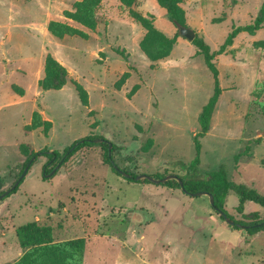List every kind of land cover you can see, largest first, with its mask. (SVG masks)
Instances as JSON below:
<instances>
[{
    "label": "rangeland",
    "instance_id": "rangeland-1",
    "mask_svg": "<svg viewBox=\"0 0 264 264\" xmlns=\"http://www.w3.org/2000/svg\"><path fill=\"white\" fill-rule=\"evenodd\" d=\"M79 1L0 0L1 190L17 180L24 153L43 149L62 153L73 141L87 136L106 140L78 150L50 177L46 175L55 163L46 166L49 172L44 176L47 158L38 156L0 218V240L5 245L16 242L15 228L38 215L41 224L52 227L54 242L85 240L81 264H114L120 249L112 237L124 234L128 220L141 221L146 215L142 205L129 204L145 193L151 200L150 216L153 201L159 197L171 220L182 217L192 220L194 226L203 223L207 233L204 237L198 234V242L192 244L188 231L179 229L181 242L178 239L177 250H168V264H264V229L249 235L243 227L235 229L222 219L203 194L189 195L177 187L131 181L104 163L109 142L115 147L110 153L115 165L126 173L184 175L178 164L195 157L198 115L212 95L214 83L198 52L179 58L184 53L176 48L173 64L156 67L158 62L150 60L152 71L137 61L138 72L133 63L124 62L128 57L122 59L118 51L126 53L119 46H107L102 39L98 48L92 31L100 23L107 30L112 21L109 9L120 8L117 14L135 21L129 14L134 6L101 0L94 10L97 24L90 29L65 15ZM261 1L196 0L199 26L189 28L211 50H217L233 27L252 22ZM50 22L63 23L77 33L56 37L48 29ZM161 43L159 36L152 35L145 45L156 55L166 50ZM104 50L110 55L108 63ZM48 56L66 69L63 90H46L40 85L46 78ZM214 63L221 90L209 131L199 138L198 172L204 175L223 166L228 179L252 185L264 195V27L238 32L232 44L214 57ZM76 85L84 89L86 105ZM40 109L52 118L53 128ZM143 184L151 188L149 192L141 190ZM233 199L235 195L229 193L225 202L233 220L253 221L236 211ZM253 211L258 219H264V207L251 204L244 208L246 214ZM180 222L168 226L162 239L177 238L173 228ZM162 227V223L152 221L146 233H160ZM180 243L187 249H179ZM158 249L149 255L138 252V256L124 252V259L128 256L127 264H149L147 258L151 264H164ZM9 263L12 261L5 264Z\"/></svg>",
    "mask_w": 264,
    "mask_h": 264
},
{
    "label": "trees",
    "instance_id": "trees-1",
    "mask_svg": "<svg viewBox=\"0 0 264 264\" xmlns=\"http://www.w3.org/2000/svg\"><path fill=\"white\" fill-rule=\"evenodd\" d=\"M100 1L101 0H81L76 5H74L73 11H65V15L68 18H71L72 20L77 21L90 29H94L97 24L94 10L99 5ZM120 1L128 8L133 7L136 2V0ZM181 1L182 0H157L158 4L161 7L165 8L167 18L177 29V32L173 37H166L164 34L157 31L153 25L151 16H144L133 9H130L129 11L131 17L136 22L141 24L145 29V34L141 39L139 45L146 57L152 62L167 57L170 54L174 43L176 42L177 36L180 35L178 31L179 28L188 27L185 22L184 10L179 5ZM262 27H264V0L261 1V4L252 22L245 25H238L233 27L228 32L224 41L219 45L217 50H211L208 43L205 42L202 37L195 34V37L193 38L191 43L194 45V47H196L197 52L202 55L205 65L211 72L214 83L213 93L208 98L207 102L202 106L198 115V131L194 135V159L188 163L178 164L181 169L185 170L184 175H178L174 172H171L181 179V185L175 179H169L162 183H156L168 187H177L183 193L189 195H193L197 192H205L211 195L213 198V204L211 205V207L216 213L219 214L222 219L228 217L229 219L233 220V218L227 213L225 209L226 197L229 193H233L237 198V205L234 207L236 211L245 217L251 218L253 221H251L250 223H242L241 221L233 220L234 224L232 226L235 229L243 227L249 235L264 229V219H258V213L256 211L250 212L248 214L244 213L245 204L247 202H253L261 207H264V195L259 193L257 189L252 185L246 184L244 182H235L228 179L227 172L223 166H219L215 170L209 171L204 175H200L198 172V166L200 163L199 138L205 136L209 131L211 116L221 90L218 80V69L214 63V57L217 54L223 53L226 48L232 44L233 39L238 32H254ZM48 29L54 36L59 38L63 37L64 35H73L77 33L74 29L59 22H50L48 25ZM152 35H157L161 38L162 43L159 44V46H165L166 50L164 52L154 55L146 48L145 43ZM118 52L125 60L127 59L126 54H124L122 51ZM45 67L46 78L40 81V85L42 86V88L46 90L60 89L66 81V69L51 56H48L46 58ZM75 87L81 98L82 104L86 105L87 99L84 89H82L78 85H76ZM94 139L95 138H92L91 136L77 139L73 141L71 145L66 147L62 153L57 150L49 151L48 149L35 151L32 154L24 153L26 155H24L25 159L18 178L21 176L25 169V174L27 173L38 156H45L47 158V161L43 165V174L45 176V174L51 171L58 163L62 165L78 150L94 144ZM102 144L103 143L101 142L99 145ZM114 148L115 147L112 146L108 153V146H106L104 163H106V165L110 167L112 172L120 175L121 173L115 168V163L113 161L112 155L110 154L114 150ZM54 163L55 165H53L52 168L47 171L46 166L52 165ZM129 174H131V177H127L128 180L151 183V181L145 178L135 180L134 177L137 174ZM167 174L156 172L150 175L155 178H161ZM24 176L19 179L18 183L14 187H9L4 190H1L2 179H0V195H3L0 200H3L4 198L14 193L18 189V185L24 179ZM44 176L43 178H45ZM15 235L19 246L24 249V251L16 261L9 264H81L82 262L83 251L85 248V240L83 238L54 242L52 236V227L46 224H41L36 220L26 222L22 225L17 226L15 228Z\"/></svg>",
    "mask_w": 264,
    "mask_h": 264
},
{
    "label": "crops",
    "instance_id": "crops-1",
    "mask_svg": "<svg viewBox=\"0 0 264 264\" xmlns=\"http://www.w3.org/2000/svg\"><path fill=\"white\" fill-rule=\"evenodd\" d=\"M179 5L184 10L185 22L187 26L191 28H194V26H199L197 15L200 12L199 11L200 8L199 10H197L198 4L196 3V0H182ZM119 9L117 7L109 9L110 14L112 15V18H111L112 21L107 25L106 31L103 30L101 23L96 26L94 31H92L93 32L92 34L95 37H97V39L94 41L95 46L99 48V44L103 41L107 43L106 44L107 46L111 44H113V46H119V48L124 50V52L127 54L128 60L124 61L126 64L133 63L136 66L137 71L139 72L141 71L139 63H142L144 66H146L147 68L153 71L154 68L153 69L150 68V65L152 64V62L146 57V55L141 50L140 45H139L141 39L143 38L145 34V29L143 28L141 24H139L136 21L124 20V17L122 15L117 14V11ZM134 10L144 16H151L153 25L156 28V30L164 34L166 37H173L176 34L177 32L176 27L169 21V19L167 18L165 8L161 7L158 4L157 0H136V3L134 4ZM101 32H105V34H101ZM54 41L58 43V41H62V40H54ZM190 42L184 39L183 37H181L180 35L177 36L176 42L174 43L170 51V54L167 57L158 60L157 61L158 65L156 67L165 68V66L173 64L174 60L172 57L174 55V50L176 48L177 49L180 48L181 52L184 53L183 55L179 56V58H183L185 56L192 57L194 55V52L197 53V49ZM104 51L106 52V63H108L110 61V55L106 50ZM54 55L57 59L62 60L61 57L58 58L56 52ZM122 59L124 60V58ZM137 61H139V63ZM62 63L64 64V61ZM124 69H122L121 71H117L115 73L122 72ZM63 89L64 87H62L59 90H63ZM40 111L42 112L43 117L45 119H48L52 122V128H53L52 118L47 115L44 109L43 110L40 109ZM140 188L142 191L146 190V192H149V190L151 189L146 184L141 185ZM144 194L145 193H143L141 196H138V199L131 201L129 204L142 205L141 211L145 212L146 215L141 216L142 217L141 221L128 220L127 228L124 234H122V236L114 235L112 237V241L117 243L120 249L119 250L120 254L115 258L114 264H127L128 256H126V258L124 259V256H125V254H123L124 252L138 256L139 254L138 252L146 251L149 255L153 252L155 253L156 251L155 248H158V247H159L158 249L159 251H157L158 252L157 254L160 256H164L162 257L165 261L164 264H168L169 257L168 255L166 256V254H169L168 250L170 248L177 250L175 249L176 248L175 245L178 244L177 243L178 239L180 240V237L178 236L179 229L185 228L186 232L188 231V235L190 234V236H188V240H190V243L192 244H196L198 242V237H197L198 234H200L203 237L204 235L207 234L205 231H203L204 230L203 223H199L196 226H194L192 220H181L182 217H180L179 219L175 221L171 220V217H169V212H168L167 207H164V205L160 202L159 197L157 198V200L153 201V211H152L153 213L150 216L151 200H150V197H148L149 195L147 194L144 195ZM13 195L14 193H12L10 196L6 197L3 200V204L0 207V218L4 217L5 213L8 211L9 206H10L9 203L14 198ZM163 195L165 199L167 196L166 193H164ZM203 195L207 196L205 194ZM233 202H234L233 203L234 205L237 204L236 197L235 199H233ZM251 204H255V203L247 202L245 204V207L247 208V205L250 206ZM103 213L104 212L102 211L100 216H102ZM150 217L152 218L151 221L149 220ZM34 220L40 221L41 217H39L38 215H34ZM152 221H156L159 224L162 223L163 227L161 229H163V231H160V233L151 232V235L146 233L148 225ZM178 221H181L179 224L181 227H177L179 226L177 225L175 228H173L174 229L173 235L177 236V238L175 237V239L173 240L172 238L168 237L167 239H165L166 241L163 240L161 236H165L167 234L166 230L168 226L171 227V224H173L174 222L176 223ZM212 222L216 223L215 221H212ZM83 237L85 239L89 238L86 234H84ZM15 240L16 242L12 241L9 244L10 246L8 244L5 245V242L3 241V239L0 240V245H1L0 264H5L9 260L14 262L23 254V250L17 242L16 235H15ZM180 244L182 245H179V249L180 248L183 250L187 249V248H184L185 247L184 243H180ZM155 245H158V246L154 247ZM136 248H138V251ZM189 256H192V254ZM170 257L172 258V255ZM142 261H146V260L142 259ZM147 262L151 264L148 258H147Z\"/></svg>",
    "mask_w": 264,
    "mask_h": 264
},
{
    "label": "water",
    "instance_id": "water-1",
    "mask_svg": "<svg viewBox=\"0 0 264 264\" xmlns=\"http://www.w3.org/2000/svg\"><path fill=\"white\" fill-rule=\"evenodd\" d=\"M179 34L182 36V37H184L185 39H187V40H189V41H192L193 40V38L195 37V32L192 30V29H190L189 27H180L179 28ZM103 141H105V139H101V138H97V139H94V142H103ZM110 148H111V144L108 142V153H109V151H110ZM60 165V163H58L51 171H50V173H48L47 175H46V177H50L51 176V174H53L54 173V171L56 170V168L58 167ZM115 168L123 175V176H125V177H131V174H129V173H126V172H124V171H122V170H120L116 165H115ZM25 172H26V169L24 170V172L21 174V176L17 179V181L11 186V187H14L17 183H18V181H19V179H21V177L22 176H24L25 175ZM135 180H139V179H143V178H145V179H148L149 181H151V182H154V183H162V182H164V181H166V180H169V179H175L176 181H178L179 183H180V185H181V179L177 176V175H175V174H173V173H170V174H167V175H165V176H163V177H161V178H155V177H153L152 175H150V174H145V173H140V174H137L135 177ZM202 194H205V195H208V197H209V201H210V204L212 205L213 204V198H212V196L211 195H209V194H207V193H205V192H197V193H194L193 195H202ZM3 195H0V199H1V197H2ZM230 225H233L234 224V221L232 220V219H229L228 217H225L224 218Z\"/></svg>",
    "mask_w": 264,
    "mask_h": 264
}]
</instances>
